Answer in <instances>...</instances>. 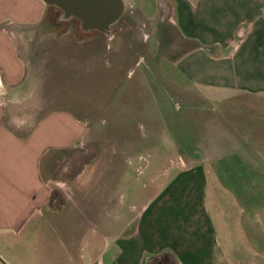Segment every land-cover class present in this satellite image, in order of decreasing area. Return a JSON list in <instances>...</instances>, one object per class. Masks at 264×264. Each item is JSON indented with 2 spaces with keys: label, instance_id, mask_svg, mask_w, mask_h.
I'll return each mask as SVG.
<instances>
[{
  "label": "rangeland",
  "instance_id": "obj_1",
  "mask_svg": "<svg viewBox=\"0 0 264 264\" xmlns=\"http://www.w3.org/2000/svg\"><path fill=\"white\" fill-rule=\"evenodd\" d=\"M125 1L127 31L114 38L62 23L61 9L48 5L47 34L60 41L45 48L52 54L45 76L61 90H34L20 106L9 102L10 119L32 121L50 109L70 114L86 124L88 142L53 161L55 176L72 181L88 161L91 169L72 204L70 186L53 189L56 198L38 207L31 223L0 228V264H95L114 255L120 215L129 217L131 204L142 205L154 183L171 184L181 167L197 162L208 215L217 230L230 232L224 247L229 263L264 264L259 63L249 64L244 90L238 80L220 84L217 74L225 68L214 65L208 42L184 38L161 21L173 16L168 0ZM191 43L201 52L186 59Z\"/></svg>",
  "mask_w": 264,
  "mask_h": 264
},
{
  "label": "crops",
  "instance_id": "obj_2",
  "mask_svg": "<svg viewBox=\"0 0 264 264\" xmlns=\"http://www.w3.org/2000/svg\"><path fill=\"white\" fill-rule=\"evenodd\" d=\"M168 1L169 7L165 6L182 36L198 43L208 42L206 48L214 65L224 66V71L217 74L220 84L238 80L237 85L244 90L250 77L248 66L253 60L260 65L264 86V0ZM47 8L43 0H0L2 229L31 223L38 217L34 216L36 209L46 208L56 198L51 195L53 189L64 191L70 186L68 204H72L75 190L85 189L88 184L85 176L91 169L89 161L84 162L72 181L56 177L53 169L56 158L64 159L76 147L86 146V124L54 109L32 121L10 119L9 102L20 106L34 96V90H61L48 83L45 76L46 56H52L45 48L60 41L47 34ZM163 8L166 9L162 4ZM214 32L225 35L211 34ZM191 45L186 59L201 52V46ZM42 48L46 51L44 57ZM37 80H43L41 86ZM15 94L19 98H12ZM46 106L49 109L50 103ZM198 163L181 167L171 184L154 183L152 195L142 205L131 204V215L122 214L118 220L121 229L117 234V251L95 264H144L147 256L162 255H169L173 264H230L224 250L230 245V232L217 230L208 215L204 169ZM169 174L168 170L166 176Z\"/></svg>",
  "mask_w": 264,
  "mask_h": 264
},
{
  "label": "water",
  "instance_id": "obj_3",
  "mask_svg": "<svg viewBox=\"0 0 264 264\" xmlns=\"http://www.w3.org/2000/svg\"><path fill=\"white\" fill-rule=\"evenodd\" d=\"M47 5L61 7L67 18L77 17L89 28L110 26L118 21L126 8L125 0H43ZM3 264H6L2 261Z\"/></svg>",
  "mask_w": 264,
  "mask_h": 264
},
{
  "label": "flooded vegetation",
  "instance_id": "obj_4",
  "mask_svg": "<svg viewBox=\"0 0 264 264\" xmlns=\"http://www.w3.org/2000/svg\"><path fill=\"white\" fill-rule=\"evenodd\" d=\"M60 9H61V19H62V23H71V22H74V23H76V24H78V26H79V28L83 31V32H85L86 34H92V32H99V33H101V34H103V35H105V36H107V37H109V36H113V38L114 37H116V34H118L119 33V31H125L126 30V25H125V22H126V20H123L122 18L124 17V15H125V13H126V10L124 11V13H123V15L118 19V21H116L115 23H113L111 26H110V29H108V30H106V29H104V27H99V28H89V25H87L85 22H83L80 18H77V17H71V18H67V16H66V14H65V11L61 8V7H59ZM163 11V10H162ZM164 12V11H163ZM169 16H170V14H168ZM167 17V15L166 14H164L163 16H162V19H161V21L163 22H165L168 26H167V28H169V26H170V28H172V26H175V27H177L174 23H173V21H171L172 20V17H171V19H168V17ZM123 20V21H122ZM162 22H160L159 23V26H157V31H158V28L159 29H161V26H162ZM163 22V23H164ZM143 27H144V29H148V25L147 24H144L143 25ZM142 29V28H141ZM178 29V28H177ZM127 31V30H126ZM128 31H129V29H128ZM156 31V30H155ZM156 31V32H157ZM178 31H179V29H178ZM180 32V31H179ZM150 34H153V33H151L150 32ZM180 34H181V32H180ZM179 34L177 33L176 34V36H178ZM148 36H150V35H148ZM159 36H160V34H159ZM181 36H182V34H181ZM161 37V36H160ZM183 37V36H182ZM133 39V38H132ZM2 87H1V83H0V89H1ZM174 262L173 261H171V259L170 258H167L166 256H160L159 258L157 257L155 260H153V262L151 263V264H173Z\"/></svg>",
  "mask_w": 264,
  "mask_h": 264
},
{
  "label": "trees",
  "instance_id": "obj_5",
  "mask_svg": "<svg viewBox=\"0 0 264 264\" xmlns=\"http://www.w3.org/2000/svg\"><path fill=\"white\" fill-rule=\"evenodd\" d=\"M162 256H166L167 258H169V255H162ZM161 256V257H162ZM157 257L155 256H147L144 260V264H151L153 262V260H155Z\"/></svg>",
  "mask_w": 264,
  "mask_h": 264
}]
</instances>
